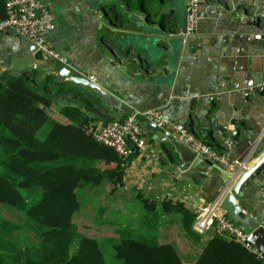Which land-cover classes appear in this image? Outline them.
<instances>
[{
  "label": "crops",
  "instance_id": "crops-1",
  "mask_svg": "<svg viewBox=\"0 0 264 264\" xmlns=\"http://www.w3.org/2000/svg\"><path fill=\"white\" fill-rule=\"evenodd\" d=\"M38 1L48 5L54 16V27L45 34L47 41L81 71L92 73L109 91L117 95L123 93L139 110L162 107L165 116L183 122L217 150L244 162L245 167L255 160H246V157L249 146L264 137V88L260 89V84H264V0H201L196 29L190 32L180 55L175 58V65V59L170 60L173 68L168 66L161 70L154 67L167 62L165 52H169V48L159 30L178 31L173 0H164L161 10L150 18L135 5L127 7L120 3L123 19H112L115 10L103 4V0ZM234 7L247 13H238ZM255 12L261 14L259 22L249 23L247 20ZM163 13L169 19L161 23ZM48 56L40 50H24L13 29L0 32V72L8 75L24 72L34 79L42 78L49 71ZM52 77V81L56 79ZM71 83L73 90L54 96L45 106L50 118L71 122L62 108L72 104L81 106L92 118L91 123L96 119L94 124H102L103 112L90 103L94 99L120 116L89 86ZM216 124L232 130L228 139ZM42 127L46 131L47 126ZM234 129L237 132H233ZM144 133L143 146L126 160L115 189L111 190L112 183L108 179L102 181L108 194L98 200V205L108 229L111 225L112 229L135 228L136 225L126 216L124 204L113 198L116 195L143 193L156 202L171 198L182 201L194 211L199 206L212 204L215 192L223 186L222 175L226 169L213 162H199L195 167L190 164L180 169L182 160L174 144L154 138L146 129ZM95 163L101 168L113 166L100 159ZM262 176L253 177L244 185L241 199L245 209L259 217L264 215V171ZM145 212L136 226L138 231L147 230ZM181 215L175 211H159L153 219L156 222L153 241L172 243L183 263L194 264L216 227L212 225L198 231L194 220L195 232L190 235L181 224Z\"/></svg>",
  "mask_w": 264,
  "mask_h": 264
},
{
  "label": "trees",
  "instance_id": "trees-1",
  "mask_svg": "<svg viewBox=\"0 0 264 264\" xmlns=\"http://www.w3.org/2000/svg\"><path fill=\"white\" fill-rule=\"evenodd\" d=\"M163 1L103 0L102 3L115 10L112 19H123L120 3L127 7L135 5L150 18L161 10ZM5 14V0H0V20ZM161 18L163 23L169 16L163 13ZM52 76L47 73L34 79L29 73L0 72V165L11 171H0V264H185L172 243L135 238L130 227L114 230L118 237L112 248L117 263H108L97 238L85 233L72 251L78 228L73 213L80 205L77 187L108 179L114 190L130 156L122 160L113 147L97 140L90 130L96 119L91 123L92 118L79 105L63 106V113L71 119L69 123L47 115L45 106L54 96L74 89L72 81H52ZM90 103L103 112L104 123L123 118L95 99ZM42 125L47 126L46 131L41 129ZM97 159L113 166L101 168L95 163ZM136 196L150 220L159 211L180 212L183 228L194 234L192 223L196 214L182 201L166 198L156 202L143 193ZM30 197L36 199L25 205ZM4 209L13 213L15 221L10 220ZM13 232L22 233L23 239H14ZM139 234L148 238L146 232ZM194 264H264V257L233 235L215 230Z\"/></svg>",
  "mask_w": 264,
  "mask_h": 264
},
{
  "label": "water",
  "instance_id": "water-1",
  "mask_svg": "<svg viewBox=\"0 0 264 264\" xmlns=\"http://www.w3.org/2000/svg\"><path fill=\"white\" fill-rule=\"evenodd\" d=\"M173 6L177 12L178 31L164 33L162 30H159V33L162 35L163 40L166 43V47L169 48V52H165L167 62L154 67V70L165 69V67L168 66L173 68L170 60L175 58L177 59L181 53L184 43L190 36V33L187 32L186 29V0H173ZM233 10L238 13H247V10H240L236 7H234ZM259 15H261L260 12H255L250 20L247 21L252 24H257V22H259ZM18 35L19 40L23 44L24 50H37V45L27 36L20 33H18ZM47 59L49 65V71L47 73L53 74L57 81L69 80L74 83L89 86L91 91L97 94L99 98L103 99L111 109L119 112L120 116L125 117L133 114L135 119L144 127V129H146V131L149 132L151 136L162 142L171 141L182 160L179 166L180 169H183L190 164L195 167L199 162L212 164L210 159L197 154L195 150L179 140L169 131L149 120L142 113L143 110L135 108L126 97H123V93L117 95L109 91L97 80H95L92 73H85L81 71L71 62L69 58L65 57L63 60L56 56H48ZM176 59L174 60V65L176 63ZM146 68L149 69L150 66H147ZM247 84L250 85L251 83L248 82ZM263 88L264 84H260V89ZM215 126L225 138H229V131L232 130L226 128L225 125L216 124ZM233 132H237V129H234ZM246 138L249 137L246 136ZM263 145L264 137H260L254 141V143L248 148L246 160H251L252 158H255V160L247 167H245V163L241 161L240 165H238L232 172L226 170L224 175H222L223 180L221 184H223V186L214 194L215 200H218V204L224 210L227 218L247 233L246 240L261 254L262 257H264V228L258 225L260 217L248 212L245 209V206H243L241 199L244 195V185L248 184L255 176L259 178L263 177L264 152H261L262 154L260 153ZM194 199H196V197H194Z\"/></svg>",
  "mask_w": 264,
  "mask_h": 264
},
{
  "label": "built area",
  "instance_id": "built-area-1",
  "mask_svg": "<svg viewBox=\"0 0 264 264\" xmlns=\"http://www.w3.org/2000/svg\"><path fill=\"white\" fill-rule=\"evenodd\" d=\"M200 1L186 0V29L189 33L197 27ZM5 12L4 18L0 20V32L13 29L32 40L37 45V50L49 56L65 59V56L49 44L45 36L46 32L54 27V16L48 5L40 3L38 0H5ZM142 113L156 125L163 127L190 146L197 154L210 159L219 167L233 170L240 165V162L230 158L227 152L217 150L201 137H198L183 122L165 116L162 107L148 108ZM90 130L97 140L113 147L122 160L127 159L136 149L141 148L146 137L144 127L135 119L133 114L122 119H113L102 124L91 125ZM194 212L196 214L194 222L196 230L202 231L206 227L214 225L217 232L233 235L247 246L253 247L246 240L247 233L227 218L217 199L212 204L195 208ZM258 225L264 228V215L258 220Z\"/></svg>",
  "mask_w": 264,
  "mask_h": 264
},
{
  "label": "rangeland",
  "instance_id": "rangeland-1",
  "mask_svg": "<svg viewBox=\"0 0 264 264\" xmlns=\"http://www.w3.org/2000/svg\"><path fill=\"white\" fill-rule=\"evenodd\" d=\"M41 133H42V130H41ZM0 171L11 172L8 168L2 165H0ZM76 193H77L80 206L73 213V220L78 224V228H77V231L75 232L74 241L72 245V251L74 250V247L82 234L85 233L87 235L88 234L94 235L95 238H97L99 242V246L104 254L105 260L108 263H117L118 259L116 258L114 254V251L112 248V242L116 240L117 239L116 237L118 236L116 235L117 233H115L114 231L115 228L112 229L113 228L112 225L108 229L107 223L104 221L103 217L101 218L100 208L98 205V200L105 199V197L108 194L105 192L102 182L100 184L86 182L85 184L77 187ZM113 198H117V200L120 201V203L122 202L121 204H124L126 208L124 209V211H126L125 213L126 216L129 217L130 221H134L136 223L135 226L131 225L135 227L132 230L133 231L132 236L135 238H139V239H145L147 241H153L156 236L155 234L156 230L154 229L156 222L154 220H150V218L147 217L146 221H148V223L147 225H145V228L147 230L141 229L138 231V229H136V226L140 224L139 219L140 217H142V213L146 210L141 200L138 199L137 196L131 193H122V194L116 195ZM35 199L36 197L28 198V200H25V205H29ZM2 205H8V204L4 203ZM10 207L14 208L12 206ZM0 210H2V208H0ZM4 211L6 212L8 217H10V220L15 221L13 213L10 210L4 209ZM141 232L143 233L146 232V235L148 236V238L140 235L139 233ZM107 233L114 234V235L108 237L107 235H105ZM12 235L14 239H17V237L23 239L24 237V235L19 232H13L11 236Z\"/></svg>",
  "mask_w": 264,
  "mask_h": 264
}]
</instances>
